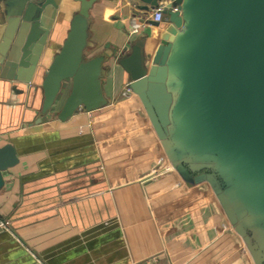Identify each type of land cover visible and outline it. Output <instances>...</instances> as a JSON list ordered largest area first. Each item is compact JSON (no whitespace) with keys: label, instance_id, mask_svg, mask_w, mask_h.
Instances as JSON below:
<instances>
[{"label":"crops","instance_id":"obj_1","mask_svg":"<svg viewBox=\"0 0 264 264\" xmlns=\"http://www.w3.org/2000/svg\"><path fill=\"white\" fill-rule=\"evenodd\" d=\"M135 2L95 0L89 11L84 55H105L102 107L58 119L67 84L29 130L2 84L0 147L12 145L18 161L2 172L0 218L8 226L0 230V264H142L150 257L154 264H264L210 183L172 168L139 99L123 95L128 76L113 52L155 29L129 34ZM77 8L61 0L41 65L62 44Z\"/></svg>","mask_w":264,"mask_h":264},{"label":"water","instance_id":"obj_2","mask_svg":"<svg viewBox=\"0 0 264 264\" xmlns=\"http://www.w3.org/2000/svg\"><path fill=\"white\" fill-rule=\"evenodd\" d=\"M78 8L47 66L40 64L61 0H0V91L9 87L20 122L39 126L63 88L57 118L106 104L104 54L87 58L89 11ZM166 20L113 52L173 169L206 180L233 228L264 261V0H136ZM176 7V11H171ZM14 112V111H13ZM33 115L32 120L26 118ZM35 118V119H34ZM18 161L0 147L2 172Z\"/></svg>","mask_w":264,"mask_h":264},{"label":"built area","instance_id":"obj_3","mask_svg":"<svg viewBox=\"0 0 264 264\" xmlns=\"http://www.w3.org/2000/svg\"><path fill=\"white\" fill-rule=\"evenodd\" d=\"M165 8L164 4H159L155 8L151 10L147 15L139 14L133 12L129 16V34H137L141 31V29L146 25H152L153 22L162 23L166 20L165 15L163 14V10ZM171 11H176V7H171ZM136 12H138L136 10ZM140 19H143V21H140ZM133 93L125 87L123 91V95H132ZM8 221H6L3 218H0V230L7 229ZM156 259L154 257L146 258L143 260L142 264H154Z\"/></svg>","mask_w":264,"mask_h":264},{"label":"rangeland","instance_id":"obj_4","mask_svg":"<svg viewBox=\"0 0 264 264\" xmlns=\"http://www.w3.org/2000/svg\"><path fill=\"white\" fill-rule=\"evenodd\" d=\"M135 13L139 14V12H135ZM146 15H147V14H146ZM140 21H143V19H140Z\"/></svg>","mask_w":264,"mask_h":264}]
</instances>
